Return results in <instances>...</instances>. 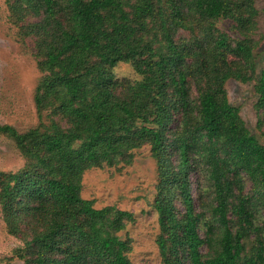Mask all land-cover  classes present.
<instances>
[{
	"label": "trees",
	"instance_id": "16d2710c",
	"mask_svg": "<svg viewBox=\"0 0 264 264\" xmlns=\"http://www.w3.org/2000/svg\"><path fill=\"white\" fill-rule=\"evenodd\" d=\"M7 4L34 44L37 109L60 119L26 132L0 124L26 157L20 169L0 170V208L24 242V264H135L118 234L134 213L96 207L81 190L86 169L131 162L144 144L159 172L163 264H264V143L225 87L230 78L256 80L263 127L256 0ZM223 19L230 30L218 25ZM122 61L142 77H116Z\"/></svg>",
	"mask_w": 264,
	"mask_h": 264
},
{
	"label": "rangeland",
	"instance_id": "374dc122",
	"mask_svg": "<svg viewBox=\"0 0 264 264\" xmlns=\"http://www.w3.org/2000/svg\"><path fill=\"white\" fill-rule=\"evenodd\" d=\"M256 5L259 14L252 37L257 44L255 63L258 77L264 69V0H256ZM10 16L7 0H0V124H10L20 132L36 127L44 129L50 125L52 117L60 119L52 114L51 108L40 112L37 109L35 93L42 72L33 53L34 44L31 39L24 40ZM218 25L230 30L227 19L219 21ZM187 35L186 31L181 33V36ZM113 72L121 79L142 77L129 62H119L113 67ZM255 83V79L243 82L230 78L225 87L229 101L240 107L246 125L264 143V126L258 127L260 112L255 106L258 99ZM192 97H198L195 87ZM132 152L131 162L120 161L114 165L86 169L81 194L84 198L93 199L96 207L114 205L133 212L135 219L118 232L131 245L128 252L130 259L135 264H163L158 243L161 227L155 206L159 181L156 159L152 156L150 144L134 148ZM25 163L26 157L15 139L0 132V170L16 171ZM198 176L207 188L204 174L199 173ZM247 187H251V181H248ZM204 192L210 195L208 191ZM177 206L182 208L180 202ZM200 227L204 231V224ZM23 247V240L9 233L0 208V264H24L21 257Z\"/></svg>",
	"mask_w": 264,
	"mask_h": 264
}]
</instances>
